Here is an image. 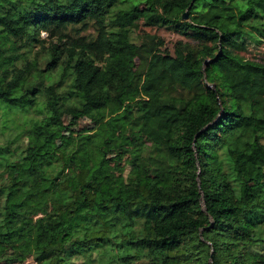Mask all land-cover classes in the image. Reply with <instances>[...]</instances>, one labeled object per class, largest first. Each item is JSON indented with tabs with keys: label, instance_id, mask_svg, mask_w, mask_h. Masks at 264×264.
Here are the masks:
<instances>
[{
	"label": "trees",
	"instance_id": "trees-1",
	"mask_svg": "<svg viewBox=\"0 0 264 264\" xmlns=\"http://www.w3.org/2000/svg\"><path fill=\"white\" fill-rule=\"evenodd\" d=\"M263 39L264 0H0V264H264Z\"/></svg>",
	"mask_w": 264,
	"mask_h": 264
},
{
	"label": "rangeland",
	"instance_id": "rangeland-1",
	"mask_svg": "<svg viewBox=\"0 0 264 264\" xmlns=\"http://www.w3.org/2000/svg\"><path fill=\"white\" fill-rule=\"evenodd\" d=\"M86 32H90L94 34L93 28H89ZM146 32L154 34L157 37H159L162 41L161 47L163 48L165 47L169 51L172 49V43L176 39H182V40L193 42L190 37L173 31L169 26L146 25L143 23L142 20H140L138 24L132 28L131 37L134 41L139 42L142 39L143 34ZM40 35L45 36L46 32L41 31ZM35 49H36V45H34L31 48V50H29L28 47L25 48L22 58L31 56L32 53L35 51ZM239 52L245 57L264 61V39L261 41L259 45L253 46L252 44H248L245 50H242ZM6 111L10 113L11 117L14 118L15 122L23 120L22 116L20 115V112L15 111L13 108L11 110H6ZM62 119L64 123V128H63L61 136L58 138L59 144L67 143L70 135L73 132H76L81 129H89L93 131L96 127L95 122L90 117L84 114H79L73 109L66 111L63 114ZM4 134L6 136L8 133L5 132ZM2 139L3 138H1V140ZM128 151H129L128 146H124L122 153L119 156H114L113 154L110 155L112 163L114 164L117 163V164L124 166L125 176H128V173H129L128 160L130 156H129ZM226 173L228 175L229 170H226ZM229 178L232 179V177H229ZM253 231L255 235L259 234L261 237H264V220L261 221L258 226H255ZM251 247L264 252V243L261 241L251 245ZM109 255H110V252H108V248L99 249L92 253V257L95 259V261H98L99 263H101L102 260H105L106 258H108ZM77 261H79V259ZM141 262H143L142 259L139 260V263Z\"/></svg>",
	"mask_w": 264,
	"mask_h": 264
},
{
	"label": "built area",
	"instance_id": "built-area-1",
	"mask_svg": "<svg viewBox=\"0 0 264 264\" xmlns=\"http://www.w3.org/2000/svg\"><path fill=\"white\" fill-rule=\"evenodd\" d=\"M35 260L32 257H29L23 261L20 262H14L12 264H34Z\"/></svg>",
	"mask_w": 264,
	"mask_h": 264
},
{
	"label": "water",
	"instance_id": "water-1",
	"mask_svg": "<svg viewBox=\"0 0 264 264\" xmlns=\"http://www.w3.org/2000/svg\"><path fill=\"white\" fill-rule=\"evenodd\" d=\"M181 17L184 18V19L187 17V15H186V10H184V11L181 13ZM204 61H206V60H204Z\"/></svg>",
	"mask_w": 264,
	"mask_h": 264
}]
</instances>
